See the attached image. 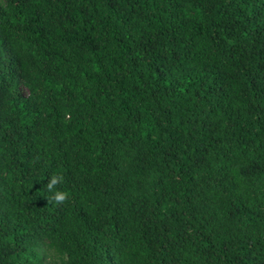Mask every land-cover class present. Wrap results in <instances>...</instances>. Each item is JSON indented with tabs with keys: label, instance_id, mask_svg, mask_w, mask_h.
<instances>
[{
	"label": "trees",
	"instance_id": "1",
	"mask_svg": "<svg viewBox=\"0 0 264 264\" xmlns=\"http://www.w3.org/2000/svg\"><path fill=\"white\" fill-rule=\"evenodd\" d=\"M0 264H264V0H0Z\"/></svg>",
	"mask_w": 264,
	"mask_h": 264
},
{
	"label": "clouds",
	"instance_id": "2",
	"mask_svg": "<svg viewBox=\"0 0 264 264\" xmlns=\"http://www.w3.org/2000/svg\"><path fill=\"white\" fill-rule=\"evenodd\" d=\"M60 177L57 174H53L47 182V188L50 190L51 198H53L56 202H61L67 196L65 191H61L56 188V185Z\"/></svg>",
	"mask_w": 264,
	"mask_h": 264
},
{
	"label": "rangeland",
	"instance_id": "3",
	"mask_svg": "<svg viewBox=\"0 0 264 264\" xmlns=\"http://www.w3.org/2000/svg\"><path fill=\"white\" fill-rule=\"evenodd\" d=\"M24 93H26V91L24 90ZM56 259V257H55V254H54V251H52V250H46V254H45V256H44V262H50V261H52V260H55Z\"/></svg>",
	"mask_w": 264,
	"mask_h": 264
}]
</instances>
